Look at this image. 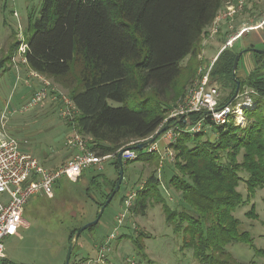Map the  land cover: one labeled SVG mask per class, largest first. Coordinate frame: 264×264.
<instances>
[{"label":"trees","instance_id":"16d2710c","mask_svg":"<svg viewBox=\"0 0 264 264\" xmlns=\"http://www.w3.org/2000/svg\"><path fill=\"white\" fill-rule=\"evenodd\" d=\"M227 2L43 0L37 14L29 18L28 67L67 91L76 108L69 124L88 138L92 152L102 157L116 154L117 176L106 200L118 180L120 149L155 136L179 119L176 126L184 130L201 118L192 113L187 124L185 117L164 124L197 78L203 35ZM249 34L252 31L242 38ZM256 45L241 50L234 46L218 55L212 80L233 85L222 105L230 101L237 87L233 76L236 56L253 52ZM16 47L14 42L2 57L0 70L11 61ZM244 87L259 93L253 96L257 106L245 109L247 126L230 122L217 126L207 120L206 126L215 127L216 139L202 140L204 132L195 137L182 132L173 146L176 158L168 185L181 193L182 204L177 208L169 205L156 170L138 190L132 209L144 215L149 207L161 205L166 222L175 234L182 235V250H192L198 264H257L254 260L242 263L229 251L236 243L253 247L254 239L241 229L235 212L264 189V73L255 68L241 82L240 89ZM144 162L158 169L160 155L147 153ZM129 163L124 162V169ZM241 182L247 186V198L239 191ZM247 216L257 218L255 205ZM145 237L140 233L133 239L138 252H144ZM255 255H264V250L255 249Z\"/></svg>","mask_w":264,"mask_h":264},{"label":"rangeland","instance_id":"374dc122","mask_svg":"<svg viewBox=\"0 0 264 264\" xmlns=\"http://www.w3.org/2000/svg\"><path fill=\"white\" fill-rule=\"evenodd\" d=\"M42 1L0 0V60L7 56L9 48L16 42L17 47L12 58H16L20 69V72L17 71L12 61H6L5 67L0 70V133L16 138L23 150L30 152L47 169L55 170L67 161L73 151L67 143L74 129L69 124L70 119L62 115L63 102L59 97L67 96V91L46 78L55 89L50 88L49 96L43 104L24 110L32 94L43 86V82L30 76L31 70L22 63L20 55L23 54L19 51L20 46L30 35L29 18L37 14ZM263 22L264 0H247L244 10L232 21H227V26L222 31L211 34L213 29H210L203 35L200 59L202 65L208 64L219 54L224 44L217 42L218 37H221L220 41L227 40L243 28L254 29L248 30L246 33L252 31V34L244 39L242 35L233 47L241 50L256 43L255 49L264 50V25L260 27ZM263 58H257L253 52L244 54L239 61L237 80L240 83L245 81L255 68L264 73ZM188 59L189 57L182 65H186ZM213 82L220 91L222 105L232 93L233 85L225 86L220 81ZM252 92L259 96L253 88L244 87L239 89L235 98L222 105L229 106L231 110L227 123H234L239 127L248 125L245 109H254L257 106L254 98L253 102L248 101V97L256 95ZM110 104L115 107L120 106L113 101ZM202 132H204L202 140L217 138L215 127L205 126ZM146 150L137 151L139 159L125 165V176L120 191L106 207L99 223L82 233L70 264L80 262L123 264L127 258H134L140 264H149V261L151 264H198L192 250H182V235L175 234L172 226L166 222L161 205L149 207L144 215L131 210L123 227L119 229L118 238L111 243L110 250L105 253V262L96 263L100 255L98 245L115 231L119 225L118 218L125 213L123 196L141 190L153 172L157 170L156 176L161 180L162 194L169 205L177 208L182 204L181 193L168 185L169 178L173 175L172 166L175 160L163 161L159 154L160 163L157 169L144 162ZM174 154L176 158L175 150ZM239 160L241 161V157ZM115 163V159H110L104 161L100 169L94 167L86 169L76 181H70L65 177L59 179L54 185L55 195L52 198L44 193L34 195L25 207L23 221L26 224L20 229L19 235L2 240L6 260H0V264H65L72 232L97 218L100 210L98 204L106 201V194L112 189V183L117 176ZM242 177L246 178L247 175L242 173ZM239 191L247 198L245 182H241ZM263 199L264 189L258 190L256 196L245 207L235 212V216L241 221V229L248 231L254 239L253 247L240 243L229 247L233 256L242 263L254 260L257 264H264V255H255V249L264 250ZM253 205H255L256 219L247 216ZM140 233L146 235L143 240L144 252H138L133 243V239ZM123 235L130 237H121Z\"/></svg>","mask_w":264,"mask_h":264},{"label":"built area","instance_id":"2783aa9c","mask_svg":"<svg viewBox=\"0 0 264 264\" xmlns=\"http://www.w3.org/2000/svg\"><path fill=\"white\" fill-rule=\"evenodd\" d=\"M247 5V0H234V2H227L225 9L220 11L216 21L210 29H213L211 34H217L220 30V22L223 20L232 21L236 15L241 13ZM264 25L261 23L260 27ZM231 28V27H230ZM250 29L243 28L237 32L234 36L226 40L224 45L219 51V54L227 48H232L234 44L242 37V35ZM210 31V30H209ZM208 31V32H209ZM27 43H23L19 51L22 55V63L27 64L25 57L27 51ZM217 54L209 64L201 65L198 70L197 78L187 88V93L184 99L178 103V105L171 111L168 119L164 121V124L172 118L185 117L189 119L190 114L197 113L201 115V118L195 123L188 126L187 129H181L177 126L166 131L162 137L167 142V148L161 155L162 160H175L174 150L172 145L175 144L182 132H187L190 135H196L203 131L206 126V121L210 120L217 126L227 124V119L230 113L229 106H222L220 103V91L212 81V70L215 61L218 58ZM201 59V56H200ZM16 62V58H13ZM31 75L34 78H38L43 82V86L38 88L30 97L24 110L36 107L43 104L48 98L50 88L55 89L51 82H49L44 76L31 71ZM255 95V92H252ZM252 96V95H251ZM248 97V101L253 102V96ZM257 96V94L255 95ZM63 102L62 115L66 119L73 118L76 108L74 103L68 96L60 95ZM187 115L189 117L187 118ZM4 121V116H2ZM163 124V125H164ZM162 125V126H163ZM4 128V123H2ZM73 133L68 138V146L74 149L70 161L55 170H50L44 167L40 161L34 157L30 152L23 150L19 141L13 136L0 133V260L5 261L4 245L2 240L7 237L18 236L20 228L23 225V214L26 205H28L30 199L39 193H44L49 198L54 197V185L55 183L65 177L70 181H76L79 179L84 171L89 168H101V164L110 159H115L116 154L107 156H99L91 151L89 148V141L84 135H82L75 127H73ZM154 137V136H152ZM150 137L149 139H151ZM147 139V140H149ZM143 140L137 142L135 145L145 142ZM147 153H159L160 147L156 142L146 148ZM123 152V162H131L138 159L137 151L129 148L120 149L117 153ZM138 191H132L125 196V213L121 214L118 218V227L113 233H111L105 240L99 245L100 255L96 260V263L105 262V253L110 250L111 243L118 238L119 229L123 227L126 218L131 214ZM92 262V261H90ZM79 264H89V262H80ZM123 264H140L134 258H127Z\"/></svg>","mask_w":264,"mask_h":264},{"label":"water","instance_id":"95a60500","mask_svg":"<svg viewBox=\"0 0 264 264\" xmlns=\"http://www.w3.org/2000/svg\"><path fill=\"white\" fill-rule=\"evenodd\" d=\"M252 51L257 53V54H259V55H264V50H258V49L253 48ZM242 55H243V51L238 53V55L235 58L234 65H233V76L235 78L237 87H236V90H235L232 98H235L237 96V94L239 92V89H240V85H241L240 81L237 80V78H236V73H237L239 61H240ZM188 117H189V115H187V118ZM184 121L187 124L188 120L185 119ZM180 122H181V119H179L176 123H174L172 125L164 126L161 130L157 131L155 136L152 137L151 139H149V140H147L145 142L139 143L137 145H134V146L130 147L129 149L134 150V151H142V150L146 149L147 147L151 146L157 140V138H159L164 132H166L169 129L175 127ZM123 152L124 151H121L118 154V156H117L118 165H119V171H118V180L116 181L115 188L111 192L110 196L108 197V199L106 200L104 205H102L100 207V210H99V213L97 215V218L94 221H92V222L88 223L87 225H85L84 227H82L81 229L77 230L75 232V234L72 236L65 264H70V260H71L73 251H74L75 246L77 245V242H78L80 236L82 235V233L85 230H87L88 228L96 226L99 223V221H100V219H101L106 207L110 204V202L112 201L113 197L120 191L121 185H122V182H123L124 176H125L124 162H123V159H122Z\"/></svg>","mask_w":264,"mask_h":264},{"label":"crops","instance_id":"0c3cea01","mask_svg":"<svg viewBox=\"0 0 264 264\" xmlns=\"http://www.w3.org/2000/svg\"><path fill=\"white\" fill-rule=\"evenodd\" d=\"M224 9H225V7L223 8V10H224ZM226 26H227V21H226V20H223V21L220 22V28H221L220 30H221V31H222V29L225 28ZM220 38H221V37H218V38H217V42H218V43H222V44H224L226 39H224V40L222 39V41H220ZM221 48H222V47H221ZM214 57H215V56H214ZM214 57H213V58H214ZM213 58H212V59H213ZM11 61L14 63V65H15V67H16V70H17V71L19 70V72H20V69H18V64H17L16 62L13 61V58L11 59ZM211 61H212V60H211ZM209 63H210V62H208V64H209ZM26 65H27V64H26ZM27 66H28V65H27ZM27 68H28V67H27ZM30 70H31V69H30ZM31 71H32V70H31ZM29 72H30V71H29ZM19 76H20V75H19ZM30 76L33 77V76L31 75V72H30ZM36 80L39 81L38 78H36ZM161 137H162V136H161ZM161 137H159V139L157 140L158 145H159L160 150H161V151L158 153V154H160V155H162V153H163V152L165 151V149L167 148V142H166L164 139H162L163 137H162V138H161ZM70 149H71V147H70ZM72 150H73V151H72V154L69 155V158L67 159V161H65V163H67L68 161H70L71 158H72V156H73V154L75 153L74 149H72ZM65 163H64V164H65ZM64 164H63V165H64ZM60 167H61V166H60ZM125 196H126V194L123 196V202H124ZM24 212H25V210H24ZM25 224H26V223L23 221V225H22V227H23ZM22 227H21V228H22ZM21 228H20V229H21Z\"/></svg>","mask_w":264,"mask_h":264}]
</instances>
